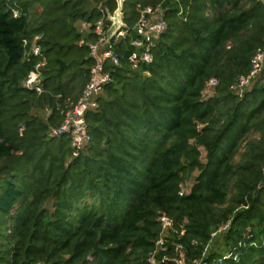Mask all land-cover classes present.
I'll use <instances>...</instances> for the list:
<instances>
[{
    "label": "trees",
    "instance_id": "trees-1",
    "mask_svg": "<svg viewBox=\"0 0 264 264\" xmlns=\"http://www.w3.org/2000/svg\"><path fill=\"white\" fill-rule=\"evenodd\" d=\"M159 5L169 27L153 61L128 64L132 30L115 45L122 62L74 156L49 130L82 95L94 24L117 0H0V264H149L163 214L158 264H179L177 242L183 264H264V71L232 89L264 48V7L125 0L128 28ZM41 60L39 94L22 82Z\"/></svg>",
    "mask_w": 264,
    "mask_h": 264
},
{
    "label": "built area",
    "instance_id": "built-area-1",
    "mask_svg": "<svg viewBox=\"0 0 264 264\" xmlns=\"http://www.w3.org/2000/svg\"><path fill=\"white\" fill-rule=\"evenodd\" d=\"M264 7V0H258ZM15 15L18 11L14 10ZM113 13V12H112ZM112 13L108 9H102V16L94 24V32L97 35L95 41L89 43L90 57L93 63L90 67V78L87 82L82 95L67 109L64 110V120L58 126H53L49 130L51 136L67 135L71 140L73 147V155L77 156L79 152L91 141L92 136L89 132L86 115L89 110L96 108L98 105V97L104 90L105 86L113 79V70L120 66L122 55H119L115 49V45L126 38L127 34L132 30L134 37L130 40L129 47L132 50H127V61L132 68H137L142 63H150L154 59L153 48L158 40L168 30V22L165 18V8L161 5L152 7L147 6L140 10V15L132 27H122L119 31L110 35L112 27ZM42 37L38 35L35 38L32 46V53L41 56V46L37 41ZM46 64L45 60H41L35 65V68L23 80V86L35 90L37 93H42L43 76L42 68ZM264 71V48H258L253 59L252 68L248 74L241 75L239 79L232 85L233 91L242 96L246 88L250 85L253 79L257 78ZM217 84L215 79H211L207 84V92ZM182 194V193H181ZM160 221L163 225V232L156 241V250L149 257V264H158L156 255L160 250L167 248V233L173 228V220L166 215L160 216ZM229 222L224 224L219 231L227 229ZM213 233V235H215ZM183 245L177 242L175 250L179 254L177 259L179 264L184 263V257L181 255ZM232 253H227L224 258H228ZM236 257V256H235ZM166 260L164 255L162 261ZM197 264H204L199 262Z\"/></svg>",
    "mask_w": 264,
    "mask_h": 264
},
{
    "label": "water",
    "instance_id": "water-1",
    "mask_svg": "<svg viewBox=\"0 0 264 264\" xmlns=\"http://www.w3.org/2000/svg\"><path fill=\"white\" fill-rule=\"evenodd\" d=\"M124 4H125V0H117V8L112 13V18H111L113 22L110 30L111 36L125 26L124 13H123Z\"/></svg>",
    "mask_w": 264,
    "mask_h": 264
},
{
    "label": "rangeland",
    "instance_id": "rangeland-1",
    "mask_svg": "<svg viewBox=\"0 0 264 264\" xmlns=\"http://www.w3.org/2000/svg\"><path fill=\"white\" fill-rule=\"evenodd\" d=\"M34 9H36V10H40L41 8H40V6L35 5ZM77 26H78V28H79L80 30H86V28H84L83 25L81 26V21H79V22L77 23ZM190 183H192V180H190Z\"/></svg>",
    "mask_w": 264,
    "mask_h": 264
},
{
    "label": "crops",
    "instance_id": "crops-1",
    "mask_svg": "<svg viewBox=\"0 0 264 264\" xmlns=\"http://www.w3.org/2000/svg\"><path fill=\"white\" fill-rule=\"evenodd\" d=\"M87 30V29H86Z\"/></svg>",
    "mask_w": 264,
    "mask_h": 264
}]
</instances>
